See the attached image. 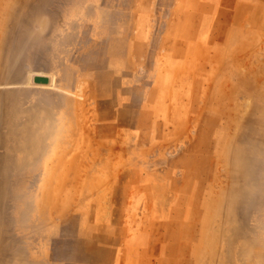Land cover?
Instances as JSON below:
<instances>
[{"label":"rangeland","instance_id":"374dc122","mask_svg":"<svg viewBox=\"0 0 264 264\" xmlns=\"http://www.w3.org/2000/svg\"><path fill=\"white\" fill-rule=\"evenodd\" d=\"M0 264H264V0H0Z\"/></svg>","mask_w":264,"mask_h":264},{"label":"water","instance_id":"95a60500","mask_svg":"<svg viewBox=\"0 0 264 264\" xmlns=\"http://www.w3.org/2000/svg\"><path fill=\"white\" fill-rule=\"evenodd\" d=\"M35 82L39 83V84H48L49 83V78L47 77H41V76H37L35 78Z\"/></svg>","mask_w":264,"mask_h":264},{"label":"bare ground","instance_id":"6f19581e","mask_svg":"<svg viewBox=\"0 0 264 264\" xmlns=\"http://www.w3.org/2000/svg\"><path fill=\"white\" fill-rule=\"evenodd\" d=\"M42 75V74H41ZM37 85V84H36ZM39 85V84H38Z\"/></svg>","mask_w":264,"mask_h":264}]
</instances>
